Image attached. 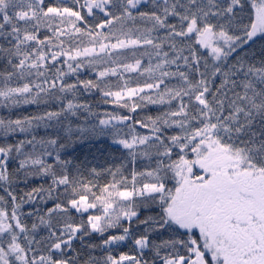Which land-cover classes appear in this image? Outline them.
Here are the masks:
<instances>
[{"label":"snow or ice","instance_id":"6c2138e0","mask_svg":"<svg viewBox=\"0 0 264 264\" xmlns=\"http://www.w3.org/2000/svg\"><path fill=\"white\" fill-rule=\"evenodd\" d=\"M0 109V264H264V0H0Z\"/></svg>","mask_w":264,"mask_h":264},{"label":"trees","instance_id":"16d2710c","mask_svg":"<svg viewBox=\"0 0 264 264\" xmlns=\"http://www.w3.org/2000/svg\"><path fill=\"white\" fill-rule=\"evenodd\" d=\"M256 49H259V45L256 46ZM80 102H86L89 105L92 106V110L102 114L105 111H113V107L111 105L103 104L100 102V97L98 93L94 94H85L80 97ZM58 102H52L48 105L49 110H57ZM44 106L42 105L40 110H43ZM37 106L35 105H28V106H21L20 108L13 109V118H16V115H28L31 113L37 112ZM150 111L154 114L155 108L152 107ZM7 110L0 109V116L7 115ZM140 115H144V113H140ZM88 119L89 121L96 119L95 117H88L87 113L81 112L79 122L83 123L85 119ZM39 135L43 136L46 134V131L41 128L38 130ZM48 135L54 134V129H48L47 130ZM17 138H22L19 134ZM2 142V140H0ZM97 149H101V151H97ZM77 155L80 156L81 159L87 158L91 163L89 164L90 167L96 166V167H107L110 163L118 162V159L114 161L113 158H119L121 155L120 150L118 149V146L111 145V142L109 139L104 138L102 143H95L93 142L91 147L87 143H85L82 147L77 146ZM95 157V158H93ZM43 183L42 180H36L34 181V184H40ZM50 206V205H49ZM25 212L30 210L29 205H25L24 209ZM43 234V233H41ZM87 240V238H86ZM93 242H99L98 239L94 238ZM77 247H79V242L77 241ZM120 250L127 251V245H121Z\"/></svg>","mask_w":264,"mask_h":264}]
</instances>
